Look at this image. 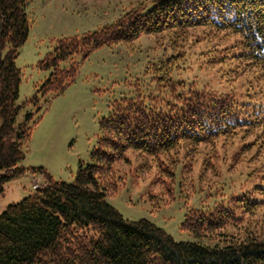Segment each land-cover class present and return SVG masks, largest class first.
Returning <instances> with one entry per match:
<instances>
[{
    "label": "trees",
    "instance_id": "1",
    "mask_svg": "<svg viewBox=\"0 0 264 264\" xmlns=\"http://www.w3.org/2000/svg\"><path fill=\"white\" fill-rule=\"evenodd\" d=\"M31 1L0 0V196L8 181L27 170L42 174L45 184L0 214V264H264V237L252 230L225 231L264 202V185L235 195L233 205L190 209L181 227L199 238L218 234L214 245L178 241L146 218L126 219L107 199L111 185L114 192L118 188L117 165L129 151L161 158L158 171L173 184L176 150L241 127H264V102L248 110L234 93L179 90L183 85L169 77L182 53L153 68L168 97L138 92L110 104L89 162L79 161L73 182L54 179L45 167L19 166L42 118L41 101L48 103V94L63 93L77 79L80 62L68 68L61 62L75 55L84 60L101 46L130 43L142 34L176 30L180 38L193 27L210 26L238 34L244 49L239 58L264 74V0H153L97 30L59 38L38 62L51 71L48 78L38 93L18 104L22 72L16 59L29 37ZM27 104L36 109L18 122Z\"/></svg>",
    "mask_w": 264,
    "mask_h": 264
},
{
    "label": "rangeland",
    "instance_id": "2",
    "mask_svg": "<svg viewBox=\"0 0 264 264\" xmlns=\"http://www.w3.org/2000/svg\"><path fill=\"white\" fill-rule=\"evenodd\" d=\"M152 4L153 0H32L27 9L29 37L16 59L22 72L17 103H26L48 78L51 71L40 69L38 62L59 38L97 30L134 8ZM175 31L142 34L130 43L101 46L84 60L75 55L61 62V68L80 62L77 79L63 93L48 94V103L43 99L39 104L43 115L19 166L45 167L54 179L73 182L79 161L89 162L100 134L99 122L108 116L110 104L138 92L168 97V87H158L153 68L179 53L182 57L175 59L169 77L183 85L179 90L191 87L216 94L234 93L248 110L264 102V74L239 58L244 49L238 34L198 26L178 38ZM35 109L27 104L17 121L27 110ZM173 159L172 184L158 171L164 163L161 158L129 151L127 159L117 165L118 188L114 192L111 185L107 199L126 219L146 218L178 241L214 245L218 234L199 238L183 229L182 223L190 209L209 211L264 185V127H241L211 142L184 146L176 150ZM37 182L38 188L44 185V176L31 170L8 181L0 196V214L38 189L34 187ZM257 203V209L243 213L242 221L225 231L244 235L252 230L264 237V202Z\"/></svg>",
    "mask_w": 264,
    "mask_h": 264
},
{
    "label": "built area",
    "instance_id": "3",
    "mask_svg": "<svg viewBox=\"0 0 264 264\" xmlns=\"http://www.w3.org/2000/svg\"><path fill=\"white\" fill-rule=\"evenodd\" d=\"M39 185H40V184L37 182V183L34 185V187H35V188H38Z\"/></svg>",
    "mask_w": 264,
    "mask_h": 264
}]
</instances>
